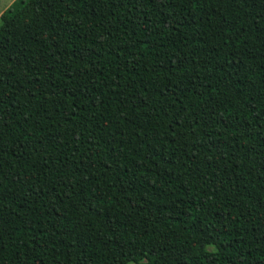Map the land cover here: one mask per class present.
<instances>
[{
	"label": "trees",
	"instance_id": "obj_1",
	"mask_svg": "<svg viewBox=\"0 0 264 264\" xmlns=\"http://www.w3.org/2000/svg\"><path fill=\"white\" fill-rule=\"evenodd\" d=\"M0 264H264V0H14Z\"/></svg>",
	"mask_w": 264,
	"mask_h": 264
},
{
	"label": "rangeland",
	"instance_id": "obj_2",
	"mask_svg": "<svg viewBox=\"0 0 264 264\" xmlns=\"http://www.w3.org/2000/svg\"><path fill=\"white\" fill-rule=\"evenodd\" d=\"M13 2V0H0V13H1V9H3L5 6H9L11 3Z\"/></svg>",
	"mask_w": 264,
	"mask_h": 264
},
{
	"label": "crops",
	"instance_id": "obj_3",
	"mask_svg": "<svg viewBox=\"0 0 264 264\" xmlns=\"http://www.w3.org/2000/svg\"><path fill=\"white\" fill-rule=\"evenodd\" d=\"M14 1V0H13ZM8 6H5L3 9H1L2 11H1V13H0V15L2 14V12L7 8Z\"/></svg>",
	"mask_w": 264,
	"mask_h": 264
}]
</instances>
